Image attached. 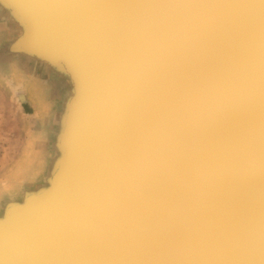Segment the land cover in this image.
<instances>
[{
	"label": "water",
	"instance_id": "water-1",
	"mask_svg": "<svg viewBox=\"0 0 264 264\" xmlns=\"http://www.w3.org/2000/svg\"><path fill=\"white\" fill-rule=\"evenodd\" d=\"M0 7L10 53L70 88L0 264H264V0Z\"/></svg>",
	"mask_w": 264,
	"mask_h": 264
},
{
	"label": "rangeland",
	"instance_id": "rangeland-1",
	"mask_svg": "<svg viewBox=\"0 0 264 264\" xmlns=\"http://www.w3.org/2000/svg\"><path fill=\"white\" fill-rule=\"evenodd\" d=\"M20 31L18 25L0 7V196L4 195L0 197V214L7 204L22 200L26 193L47 182V176L52 169L51 159L57 156L54 143L58 125L57 113L63 109L70 93L67 82L62 84L61 89L56 90L54 87L50 94L55 100L51 109L52 116L50 115L52 122L47 121L46 125L41 126L39 119L42 116V103L46 105L52 99L47 98L48 91L41 94L34 89L37 87L34 84L37 75L33 78L31 74L36 64L24 56V59L22 56L15 58L10 53V45ZM41 73L42 70L36 78L48 77L46 73ZM48 132L53 140H48ZM48 153L50 160L46 161L42 156Z\"/></svg>",
	"mask_w": 264,
	"mask_h": 264
},
{
	"label": "bare ground",
	"instance_id": "bare-ground-1",
	"mask_svg": "<svg viewBox=\"0 0 264 264\" xmlns=\"http://www.w3.org/2000/svg\"><path fill=\"white\" fill-rule=\"evenodd\" d=\"M5 10H7V8H4ZM2 10V9H1ZM4 11V10H3ZM9 17V16H8ZM10 18V17H9ZM14 27V26H13ZM8 29V28H7ZM19 30V29H18ZM16 36V35H15ZM9 38V37H8ZM13 38H15V37H13ZM3 40V39H2ZM1 47V46H0ZM16 57L15 58H17V55H15ZM23 58V57H22ZM11 59H12V57H11ZM20 59V58H19ZM24 59V58H23ZM19 62H20V60H19ZM28 63H29V61H28ZM30 66V65H29ZM27 68V67H26ZM51 69V68H50ZM40 70H42L40 67H38L37 65H34V67H33V69H32V74H31V76L34 78L36 75L38 76V74H40ZM50 72H53L52 71V69L50 70ZM43 73V72H42ZM41 73V74H42ZM54 73V72H53ZM26 76V75H25ZM36 76V77H37ZM34 78L36 81H34V84H36V86L37 87H35L34 89H36V90H38L41 94H44L45 92H47L48 91V99L49 98H53V97H51V91L53 90V85L51 84L52 83V80H51V76L50 77H46V76H42V77H40V78ZM26 86V85H25ZM30 86V85H29ZM29 88V87H28ZM32 92V91H31ZM64 92V91H63ZM32 94V93H31ZM58 96V95H57ZM58 98H59V96H58ZM54 102H55V100H54ZM48 103H50V102H48L47 101V104ZM54 105H55V103H54ZM48 109L49 108H47L46 107V105L45 104H43L42 103V108H41V110H40V113L42 114V116H41V119H39V123L41 124V126H44V125H46V123H47V121H48V123H50V119H51V117L49 116V112H48ZM58 110H60V109H58ZM54 113V112H53ZM54 115V114H53ZM52 116V115H51ZM53 118V117H52ZM55 118V117H54ZM53 118V119H54ZM55 120V119H54ZM53 120V123L56 121H54ZM52 122V121H51ZM35 128V127H34ZM36 129V128H35ZM46 130V129H45ZM55 133V132H54ZM41 135H43V134H41ZM44 136V135H43ZM55 136H56V133H55ZM47 138H48V140H49V138H50V140H53V138H52V136H51V133L50 132H48V134H47ZM40 141V140H39ZM38 142V141H37ZM46 142V141H45ZM36 145H37V143H36ZM45 146V145H44ZM36 147V146H35ZM51 148V147H50ZM48 149V148H47ZM41 150V149H40ZM39 150V151H40ZM55 151V150H54ZM49 152V151H48ZM52 152V151H51ZM32 154V153H31ZM35 154H36V152H35ZM52 155V154H51ZM35 156H37V155H35ZM54 156V155H53ZM42 157H44V158H46V161H48V160H50V158H49V153L47 154V155H44V156H42ZM47 164V163H46ZM50 164H51V166H54L55 164H57V157H54V158H52L51 159V162H50ZM38 165V164H37ZM52 168V167H51ZM48 170V169H47ZM39 174V173H38ZM42 181V180H41ZM26 184V183H25ZM17 185V184H16ZM29 185V184H28ZM39 187V186H38ZM20 188H22V187H20ZM28 189H30V188H28ZM39 189V188H38ZM37 190V189H36ZM22 193H23V191H22ZM24 193H25V191H24ZM27 194V193H26ZM3 195V194H2ZM1 195V196H2ZM0 196V197H1ZM4 196V195H3ZM2 196V197H3ZM27 196V195H26ZM26 196L24 197V198H26ZM7 198V197H6Z\"/></svg>",
	"mask_w": 264,
	"mask_h": 264
},
{
	"label": "crops",
	"instance_id": "crops-1",
	"mask_svg": "<svg viewBox=\"0 0 264 264\" xmlns=\"http://www.w3.org/2000/svg\"><path fill=\"white\" fill-rule=\"evenodd\" d=\"M48 102H50V103L46 104V107L49 108L48 112H49V116H50L51 115V109L53 108L55 102H54V99L49 100Z\"/></svg>",
	"mask_w": 264,
	"mask_h": 264
}]
</instances>
